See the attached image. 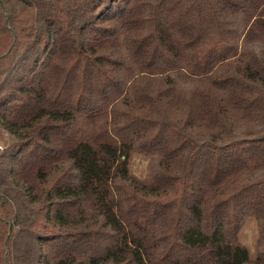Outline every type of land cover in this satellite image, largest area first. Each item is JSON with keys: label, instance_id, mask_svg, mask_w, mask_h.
I'll list each match as a JSON object with an SVG mask.
<instances>
[{"label": "trees", "instance_id": "trees-1", "mask_svg": "<svg viewBox=\"0 0 264 264\" xmlns=\"http://www.w3.org/2000/svg\"><path fill=\"white\" fill-rule=\"evenodd\" d=\"M254 18L264 0H0V128L17 139L0 151V264H264V44L237 56ZM172 72L256 120L238 131L211 92L175 107ZM131 150L167 163L155 187L129 175Z\"/></svg>", "mask_w": 264, "mask_h": 264}, {"label": "rangeland", "instance_id": "rangeland-1", "mask_svg": "<svg viewBox=\"0 0 264 264\" xmlns=\"http://www.w3.org/2000/svg\"><path fill=\"white\" fill-rule=\"evenodd\" d=\"M256 22L253 24H249L245 29L244 33L239 36V56L238 61L241 64H245L249 62V52H256L258 46L260 44H264V25H261L257 22V19L254 18ZM174 44V43H173ZM207 45V43H206ZM257 46V47H256ZM173 47V46H172ZM264 47V46H263ZM174 51H176L179 55H183L180 52V48L178 42H175L173 47ZM264 49V48H263ZM124 55L128 59H132L127 53L125 47H122ZM129 57H128V56ZM131 61V60H130ZM56 64V63H55ZM62 64V63H61ZM131 69L129 70L128 79L130 83L136 78L138 72V67L135 62H130ZM234 63L231 65H227L226 62L223 64H218L214 70L218 69L219 76H226L232 73ZM162 73L163 69L160 70ZM179 72H172V79L175 80V92L170 95L168 101H171L172 104L176 107L177 103H182L186 101H207L202 99L205 96V92H211L212 100L219 102V104L224 108L225 115L230 119L233 123L234 127L238 130L247 129V127L252 124L256 119L252 114H248L242 110L236 108L231 102L230 97L227 95L226 91L223 90H214L215 88H211V83L208 78L202 79V81H192L191 79H187L184 77H180ZM152 86L158 87L162 84V81L152 80L150 83ZM163 86V85H162ZM130 93L126 92L123 96L116 98L109 106L110 110L112 108L119 107L121 109L122 105L125 102L135 101ZM103 113L93 120H88L85 122L82 127L88 135L95 134L103 130L104 128H109L114 120L113 116L108 113ZM196 125L201 127L202 129H215L213 126L209 124V121L206 119L205 115H201L197 117ZM17 141L16 137L9 133L7 130L0 128V143L5 145L6 149L8 146L14 144ZM161 164H167L162 157L160 156H146L140 153L137 150H131L128 157V172L131 177L135 179L138 184L145 185L147 188L155 187L152 174L154 170ZM260 231L258 226V220L256 217H250L244 224L243 228L239 233V241L244 244L248 251L249 257L251 260H256L258 255V245L260 242Z\"/></svg>", "mask_w": 264, "mask_h": 264}, {"label": "clouds", "instance_id": "clouds-1", "mask_svg": "<svg viewBox=\"0 0 264 264\" xmlns=\"http://www.w3.org/2000/svg\"><path fill=\"white\" fill-rule=\"evenodd\" d=\"M5 148V145L3 143H0V151H3Z\"/></svg>", "mask_w": 264, "mask_h": 264}]
</instances>
